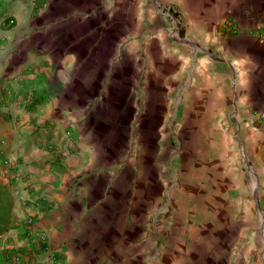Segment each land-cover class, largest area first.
<instances>
[{"label":"crops","instance_id":"crops-1","mask_svg":"<svg viewBox=\"0 0 264 264\" xmlns=\"http://www.w3.org/2000/svg\"><path fill=\"white\" fill-rule=\"evenodd\" d=\"M97 1L50 0L31 13L26 0H0V176L11 179L24 165L28 183L38 184L27 195L41 190L42 196H32L26 208L13 205L11 211L18 215L14 225L32 216L33 228L31 234L23 226L9 233L7 244L15 250L4 251L1 264H147L141 237L132 240L125 231L131 209L130 184L120 173L125 147L114 146L108 138L111 123L122 115L126 119L121 128L132 138L146 136L148 122L153 124L150 131L162 136L168 112L186 113L180 123L188 133L207 131L212 119L218 115L217 121L222 120L229 109L246 118L244 127L236 125L243 157L257 177H264V133L254 128V123L263 128L254 113L264 111V0L162 2V11L177 8L186 18L183 34L175 25H157L150 46L143 47L145 61L154 60L153 70L142 76L145 70L131 58L123 79L128 96L136 91L139 98L152 94L156 105L147 111L146 100H139L138 108L128 105L116 112L104 105L109 91L115 90V52L100 57L99 48L107 47V28L89 20ZM233 14L238 19H229L232 26L220 21ZM167 16L168 11L165 20ZM125 44L123 33L124 49ZM103 58L106 69L99 75ZM188 71L192 74L185 80ZM183 82L188 83L186 92L181 91ZM167 89L174 99L170 110L163 103ZM35 108L36 113L30 112ZM52 113L59 118L64 148L70 145L73 151L62 152L63 168L52 179L57 181L44 185L49 179L37 168L46 158L35 148L45 137L41 126ZM95 124L102 125L101 133ZM66 129L73 133L70 140ZM78 163L80 172L67 168ZM261 187L264 192V182ZM141 198L146 202L145 189L140 204ZM224 231L201 232L202 239L187 246L195 250L191 264H227L231 251ZM45 239L41 247L38 241Z\"/></svg>","mask_w":264,"mask_h":264},{"label":"rangeland","instance_id":"rangeland-1","mask_svg":"<svg viewBox=\"0 0 264 264\" xmlns=\"http://www.w3.org/2000/svg\"><path fill=\"white\" fill-rule=\"evenodd\" d=\"M162 2L166 3L167 0H98L96 5L93 2L94 13L89 18L91 24L99 23L107 28V47H100L99 55L104 57L114 51L116 56L112 80L116 91L110 90L104 102L111 111L116 112L128 105L138 108L139 100H146L147 111L156 105V98L152 94L139 98L136 91V95L128 96L123 79L124 74L125 76L129 74L128 62L131 58L145 70L142 76L145 72L147 74L153 70V58L149 57L145 61L146 55L143 52L144 46H150L149 38L152 37L157 25L168 27L175 25L180 35L183 34L182 24L186 22L182 18L185 21L186 18L180 16L177 8L173 10L166 6L168 10L162 11L160 8ZM26 3L28 8H31V13L43 9L42 6H33L32 0H26ZM184 8H187L186 2ZM157 11L160 16L156 15ZM167 11L171 17L167 16L168 20H165L164 15ZM233 18L238 19V16L233 14L220 21L229 22V19ZM35 25H42V21H35ZM123 33L126 38L125 49L122 47ZM168 50L171 51L170 47ZM104 60L103 58L99 63V75L106 69ZM191 71L184 73L185 80L190 78ZM170 85L169 79L168 87ZM182 86L181 91L186 92L188 83ZM167 90L163 96V103L170 110L174 99H171V91ZM185 101L186 99L182 100ZM36 109L30 112L36 113ZM171 113L166 114L168 121L162 130V136L156 135L153 130L150 131L153 124L148 122L150 129L146 131V136L129 137L128 129L121 128L122 122L126 119L123 115L112 122L109 128L113 134L108 138L114 142L113 145L120 144L125 147L123 171L120 173L126 175L125 184L129 182L131 188V209L125 223L126 233L132 240L141 237L140 247L142 251L146 250L147 264H191L190 257L194 255L195 250L193 247L187 249V246L198 237L202 239L199 236L201 232L208 230L223 232L224 229L231 251L227 264H264V192L261 187L264 177H257L252 172L251 164L244 159V152L239 143V129L236 127L237 124L244 127L247 123L246 118L228 109L221 114V117L224 114L222 120L217 121L218 115L212 119L213 124L207 131L203 128L189 129L191 133H188L180 123L186 113L173 115ZM56 115L52 113L41 126L45 137L35 148L46 158L37 168L39 174L42 171L49 179L44 185H52L57 181L52 179H57L60 169L63 168L60 163L62 152L73 151L70 145L64 148V140L58 126L59 118ZM256 124L254 123V128L264 133V129ZM95 126L101 133L102 125ZM38 128L34 130V134L38 132ZM66 134L70 136L73 133L67 130ZM72 136L67 139L70 140ZM80 165L78 163L67 168L80 172L82 171ZM21 168L11 179L0 176V262L4 251L15 250L7 244L10 232L23 226L26 234H31L33 228L30 222L32 216H29L30 220H25L26 223L14 225L18 215L11 211L13 205L18 202L19 209L26 208L28 202L31 204L32 196L37 195L39 197L37 200L42 197L41 190L39 193L27 195V192H32L34 186L38 184L28 183L27 170L24 165H21ZM117 180L122 182L123 178ZM116 183L119 184V181ZM39 185V189L44 187H41L43 183ZM144 189L146 202L141 198L140 204V196L142 197ZM37 204L41 202L37 201ZM220 205L223 208H220ZM38 242L44 247L47 239Z\"/></svg>","mask_w":264,"mask_h":264},{"label":"built area","instance_id":"built-area-1","mask_svg":"<svg viewBox=\"0 0 264 264\" xmlns=\"http://www.w3.org/2000/svg\"><path fill=\"white\" fill-rule=\"evenodd\" d=\"M48 2L49 0H32V5L44 7ZM227 25L232 26L231 22H227ZM254 117L257 119L259 123L263 125V129H264V111L255 112Z\"/></svg>","mask_w":264,"mask_h":264}]
</instances>
